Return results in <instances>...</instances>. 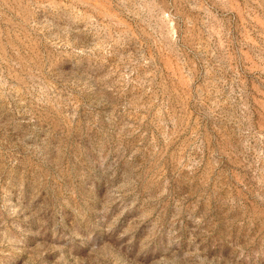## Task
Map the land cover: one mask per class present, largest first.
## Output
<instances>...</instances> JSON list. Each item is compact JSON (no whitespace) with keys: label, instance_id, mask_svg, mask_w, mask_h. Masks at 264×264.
<instances>
[{"label":"rangeland","instance_id":"obj_1","mask_svg":"<svg viewBox=\"0 0 264 264\" xmlns=\"http://www.w3.org/2000/svg\"><path fill=\"white\" fill-rule=\"evenodd\" d=\"M0 264H264V0H0Z\"/></svg>","mask_w":264,"mask_h":264}]
</instances>
